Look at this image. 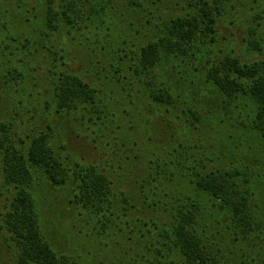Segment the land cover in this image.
<instances>
[{
	"label": "trees",
	"instance_id": "trees-1",
	"mask_svg": "<svg viewBox=\"0 0 264 264\" xmlns=\"http://www.w3.org/2000/svg\"><path fill=\"white\" fill-rule=\"evenodd\" d=\"M5 1L0 0V54L21 56L19 62L33 69L39 42L8 16L11 11ZM169 2L42 0L41 12H35L34 19L28 20L43 26L44 49L54 56L53 62L63 61L62 67L67 66V56L62 45L52 40L51 32L63 29L64 24L70 33L81 29L84 14L93 19L101 17L105 24L104 16L112 21L123 8L129 16L141 15L145 23L153 25L150 31L154 33L134 46L136 50L127 47L125 41V47L119 50L126 59L120 56L117 61L111 56L119 54L116 44L103 43L98 55L101 66L91 67L95 71L92 78L67 68L62 70L56 64L50 71L55 80L46 107H53L62 117L85 112L88 115L82 120L86 122L89 116L92 125H97L95 115L99 120L109 119V126L116 125L115 129L109 132L110 127L100 123L102 127L92 136H97L93 143L99 141L103 149L114 146L112 160L86 164L70 154L65 158L52 146L48 131L28 137L27 142L13 132L10 122L0 123V142L9 143L1 155L2 177L12 192L3 229L17 247L15 264H82L67 254H58L47 238L48 223L42 222L34 191L42 180L52 189L72 190L70 203L84 210L89 222L101 223L105 236L109 237L107 231L112 226L117 229L121 257L113 264H264V38L253 30V39L247 44L250 50L261 53L262 59L227 55L212 60L202 50L212 54L210 48L218 40V24L226 3L179 0L177 5L188 3L190 9L166 16L163 8L168 9ZM22 5L18 9L27 7L24 2ZM106 29L111 30L109 25ZM99 43L102 44L100 40ZM110 61L114 63L106 65ZM164 65L174 69L189 66L197 74L191 72L184 78L171 70L157 73ZM110 68L114 70L112 75ZM4 71H0V78L7 91L23 82H16L25 76L19 65L8 66ZM200 86L205 87L201 90ZM145 88V99L142 94L132 95ZM126 102L129 109L123 107ZM212 102L218 103L216 108L220 111H208ZM147 104L152 107L150 112L155 108L160 115L169 114V123L180 121L186 127L184 134L185 129L189 133L179 145L165 144L160 147L164 153L152 154L151 166L141 170L137 182L140 188L131 193L118 182L121 172L114 175L110 170L116 169L115 164L119 170L124 169V159H130L124 158L122 149H130L126 154L131 150L143 152L140 142L143 146L150 141L144 132L132 138L123 132L117 134L123 129L124 117L137 119L135 116L140 117ZM232 105L241 108L242 119L235 109L233 115ZM46 129L52 130L49 126ZM13 135L15 140L11 139ZM210 141L219 143L221 152L224 149L231 156L236 154L240 160L226 162L216 157L218 151L212 154L215 159L206 154L197 157V152L205 150ZM17 142L24 147H17ZM238 144L243 147L239 149ZM149 154L144 152L147 159ZM242 156L246 158L241 159ZM162 175L166 176L164 181ZM136 195L143 199L151 216L136 215Z\"/></svg>",
	"mask_w": 264,
	"mask_h": 264
},
{
	"label": "rangeland",
	"instance_id": "rangeland-1",
	"mask_svg": "<svg viewBox=\"0 0 264 264\" xmlns=\"http://www.w3.org/2000/svg\"><path fill=\"white\" fill-rule=\"evenodd\" d=\"M7 1L4 2V5L11 11V13H8V16L35 37L39 42V50L33 57L34 61L31 65L33 69L27 64L19 62L21 56H4L0 54V71L2 74L5 72L4 68H8L11 65H19L23 71V75H25L16 81L20 83L23 80L20 86H15L9 91H7L3 79L0 78V123L10 122L13 125V132L27 142L29 141L28 137H33L40 132L48 131L51 136L52 146L62 156L65 157L70 154L82 163L102 164L105 161L112 160L114 157V146L111 145V148L107 146V149H103V145L99 141L93 143V138L97 140V136H92L94 131H98L97 129L102 127L99 126L100 123H105L109 126V119L99 120L98 116L95 115L97 125H92L89 116L85 119L86 122L82 120L83 116L88 115H85V112L76 116L62 117L55 112L53 107L50 109L46 107L47 100L51 99L52 80H55V77L51 74L54 71L53 65H59L62 70L67 68L71 72L85 73L86 75H91L92 78L95 75V71H91V67L96 66L99 68L101 66L99 61L102 58L98 57V55L102 47L101 45H104L103 43L112 41L116 44L115 50H118L119 54H111L116 61L120 56L126 59L124 58L126 56L125 53L120 52L119 48L125 47L124 43L126 41L127 47L131 46L136 50L134 46L145 42L147 36L151 38L154 33L150 31L153 25L145 23L143 17L136 13L129 16L123 8L121 9V14L125 16H122L119 12L117 16H114L112 21L106 16L103 17V14H101L105 24L102 22L101 17L93 19V17H87L88 14H84V23L80 25L81 29L76 28L75 31L72 29V33H70L71 29L64 24L63 29L60 28L58 31L51 32L52 40L62 45V48L65 50L64 55L67 56V66L62 67L61 64L63 61L53 62L54 56L50 55L47 49H44L43 40L46 39L44 38L46 32L43 26L39 27L34 23L31 24L28 22V20L34 19L33 15H35V12H39V10L41 12L42 0ZM22 2L27 7L18 9L19 4L22 5ZM223 2L226 3L227 7L224 16L221 17L218 24V40L214 44V47L210 48L213 51L212 54L208 50H202L206 54V57H210L215 61L227 55L238 56L240 58L247 57L253 60L262 59L261 53L250 50L247 44L248 41L253 39L250 35L253 30L258 31V34L264 38V0H223ZM178 3L179 0H170L167 6L168 9L163 8L164 15L176 16L184 13L186 11L185 9H190V4L187 3L186 5L183 2L184 5H177ZM34 8H36V11L33 10ZM92 15L96 16L95 13ZM108 25L111 28L110 31L106 29ZM99 40L102 44L99 43ZM58 48L60 47L58 46ZM55 50L58 51L57 49ZM10 53L12 51H7V54ZM49 56H51L50 59H48ZM22 59L25 58L23 57ZM106 63L109 66L114 61ZM184 67L174 69V67L167 68L164 65L157 70V73L171 70L174 72V75L177 74L178 77L182 76L184 78H188L191 72L197 74L194 68H189V66L186 67L185 65ZM108 70L112 71L110 74H114V70L111 68ZM87 71H90V73H86ZM200 87L203 90L205 86ZM141 94L143 95V99L148 97L147 89L132 92L133 96ZM209 97L212 98V96ZM125 99L129 101V99ZM217 105L218 103L216 102L214 104L213 102L208 104V111L219 110L216 108ZM127 106V102L126 104L124 103L123 107L127 108ZM231 107L233 115L235 109V113L242 119L240 115L241 108L238 105H232ZM150 108H152L150 104H147L146 111H143L140 116L143 118H140L138 114L135 116V118L138 117L137 119L131 120L124 117L122 121L123 129L117 132V134L123 132L131 138L134 135L141 136L144 132L147 138L150 139L143 146H141L140 142L139 147L143 148V152L133 153L131 150L126 154L125 152L130 149H122L124 158L130 159H124V169L119 170L118 165L115 164L113 166L116 169L110 170L114 175L118 171L121 172V177L118 179V182H120L124 190L131 193L136 192L140 188L137 182H139L138 180L142 176L141 170L142 168L146 169L151 166L149 162L150 159H153L152 154L157 151V153L163 152L160 147L165 146V144L173 147L179 145L180 141L183 142L184 139L186 140L187 134L189 133V129H185L187 132L184 134L183 128L186 127L180 121H177V123L170 121L169 123V114L164 113V116L160 115L156 113L155 108L150 112ZM182 120L184 121L183 118ZM48 126L52 130L46 129ZM115 127L112 128L115 129ZM112 128L110 127L109 132H111ZM11 139L15 140L16 138L13 135ZM0 143H3V146L0 147V264H15L17 247L8 239L9 236L3 229L4 213L12 199V192L4 184L1 169V155L9 143ZM206 143L208 144L205 149L206 151H198L197 157L202 158V155L206 154L209 158L215 159V157H212V154L218 151L219 153H217L216 157L226 162H230V160L238 162L240 160V157H236V154L231 156L224 149L221 152L219 143L216 144L211 141ZM254 144L255 142L252 145L254 146ZM16 146L19 148L24 147L19 142H17ZM242 147L239 145V149ZM135 149H138V147ZM144 150L150 153L149 159L144 155ZM159 156L162 160L165 159L160 154ZM242 158L246 157L242 156ZM248 160L249 162L251 160L249 156ZM117 162L116 160L115 163ZM220 163L222 162L220 161ZM209 164L210 166L212 165V163ZM128 166L130 168L132 166L133 168L128 170ZM165 177V175H162L163 181ZM169 179L171 180L172 177H169ZM181 183V185H184L185 182L181 180ZM165 184H169L168 180ZM34 191L38 199V208L42 216V222L48 223L46 227L47 238H49V242L58 254H67L73 260L79 261L82 264H113L117 258L121 257L118 249L119 246L117 245L119 240V237L116 235L117 229L112 226L107 231L109 237L105 236V227L101 223L98 224L97 221L89 222V217L84 216L85 211L70 203L73 199L72 190H65L63 188L55 190L42 180L41 184L39 182L36 183ZM138 197L137 195L134 196V204L137 206L134 212L138 217L149 215L150 211L145 209L143 199H137Z\"/></svg>",
	"mask_w": 264,
	"mask_h": 264
}]
</instances>
